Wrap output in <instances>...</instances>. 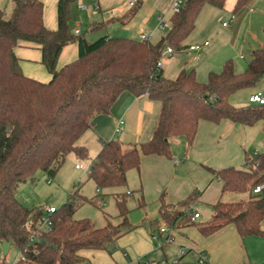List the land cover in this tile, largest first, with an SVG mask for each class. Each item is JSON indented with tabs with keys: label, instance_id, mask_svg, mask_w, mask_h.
<instances>
[{
	"label": "trees",
	"instance_id": "1",
	"mask_svg": "<svg viewBox=\"0 0 264 264\" xmlns=\"http://www.w3.org/2000/svg\"><path fill=\"white\" fill-rule=\"evenodd\" d=\"M182 1L180 12L171 17L167 33L157 44L109 36L89 42L84 35L73 34L74 0L58 1L56 30L45 26L41 0H10L13 11L9 19L0 9V243L7 242L20 251L15 264H86L84 251H107L132 231L127 205L132 192L115 196L121 223L97 228L90 220L74 219L81 207L92 203L74 189L51 216L49 231L39 230L44 212L28 209L16 198L19 185L34 182L37 172L56 176L70 153L87 158V149L78 144L80 138L93 127L96 117L110 114L122 94L146 95L158 102V121L149 140L128 150L118 140L103 142L89 173L99 192L126 186L128 173L139 171L144 157L172 160L174 139L183 138L191 147L201 122L264 125V106L238 108L230 103L233 94L257 88L264 81V47L251 53L243 72H236L229 60L205 82H200L194 71H181L175 79L163 76L159 64L165 51L183 52L203 8L223 9L226 2ZM249 1L238 0L234 12ZM139 9L140 3L129 8L119 23L130 22ZM21 43L40 49L41 64L51 75L48 82L22 72L16 56ZM69 44L77 45L78 57L57 69ZM253 163L258 164L256 169H208L221 182L223 193L249 192L247 203L218 201L210 205L211 218L197 223L192 221L196 214L193 206L201 192H193L177 205L166 204L162 195V221L172 229L197 226L203 237L228 225H233L241 238L264 237V198L250 194L255 185L264 182V153L247 157L246 164ZM144 206L141 194L139 207ZM183 258L173 264H180Z\"/></svg>",
	"mask_w": 264,
	"mask_h": 264
},
{
	"label": "crops",
	"instance_id": "2",
	"mask_svg": "<svg viewBox=\"0 0 264 264\" xmlns=\"http://www.w3.org/2000/svg\"><path fill=\"white\" fill-rule=\"evenodd\" d=\"M41 1L44 4L45 26L50 30H56L58 26L57 4L59 0ZM174 1L140 0V9L135 16L138 18L141 16L142 18L140 27L134 32L137 36H132L134 34L132 30L127 29L125 35L111 36L106 34L99 37H126L140 40L141 35L144 34L148 37L147 40L157 44L164 35L158 36L155 42L151 41L156 36V24L160 22V19L170 21L173 16L171 9ZM237 2L238 0H226L223 9L205 6L198 17L195 30L184 43L186 49L181 53H166L169 59L177 57V60H180L177 76L181 71H194L197 79L200 82H205L210 73L220 72L223 65L229 60L234 62L236 72H243L248 62L242 53L247 51L251 55L252 52L264 47V0H250L239 11L234 12ZM10 4V0H0V9L4 11ZM81 6L86 9L82 10ZM128 9V0H74V4L71 7V15L76 20V25H81L83 23L82 20H85L86 23L91 25V31L94 32L99 29H108L112 25L124 26L119 23L118 19ZM201 32H206L209 36H213V39L211 41L208 39L203 41L201 39L191 40L192 36L195 38ZM205 43H208V45L205 46ZM194 45H200L202 49L199 52L191 51L189 48ZM16 56L20 61L21 70L26 76L42 82H48V78L51 75L45 72L44 66L41 64L42 55L39 48L21 43L16 49ZM77 57L78 47L74 44L64 50L61 56V65L68 64L76 60ZM160 66L163 76L166 78L163 64ZM261 90H264V84L257 88L239 91L230 97V103L238 108L248 106L250 95ZM159 112L160 104L149 99L146 95L134 97L129 93L122 94L112 107L110 114L96 117L93 127L90 129L99 141L100 148L98 151L100 152L103 142L115 140V128L121 120L124 121L123 127L126 128V133L122 135L123 141L126 139V134L132 133L140 136L144 130L145 133L142 140L131 146L149 140L157 124ZM260 129H264V125L261 123L254 127H244L236 126L230 121H222L217 125L201 122L193 145L188 148L184 140L186 151L184 156H182L183 162H179L174 157L172 159L173 163L172 160L170 161L163 157H144L141 167L137 171L142 185L140 193L144 201L145 197L147 198L148 183L158 184L152 199H157L156 201L159 203L161 195H164V201L168 205H177L187 199L193 192H201L198 203L193 206V210L200 214L198 219L200 223L208 221L212 215L208 205L221 201L223 196L221 182L215 180L208 169L240 168V165L244 163L246 165V155L242 153L237 145L231 144V140L234 135L241 138L242 133H245L250 137L247 139L248 147H250L254 141V134L259 132ZM181 139L183 138L172 140L171 148L172 143L173 145L176 144L178 148L183 146L184 141ZM82 142L79 140L78 144L84 146L85 143ZM119 142L124 147L123 143ZM195 154H199V158L194 161L195 164L192 170L188 171L187 174L185 172L181 174V170L189 168L188 163H193ZM148 170L153 172L154 177L149 175ZM166 184L167 186L165 187L169 191V197L167 198L165 193L161 194ZM161 229H167L168 232H172L173 241L166 243L169 245L176 244L182 249L184 248L186 250L184 257L190 253L192 257L189 258V261L192 263L197 262L199 253H204L207 256V264H251L249 254L246 251V238H241L233 225H228L209 237H203L197 226L172 229L163 222ZM144 234V238L137 242L141 246V249L138 250L139 254H136L137 259L153 250L152 244H154V240L152 241L145 231ZM150 234L152 233L150 232ZM152 236L156 239L163 238L166 240V237L161 235L160 231L157 234L153 232ZM85 253H82V255L88 259Z\"/></svg>",
	"mask_w": 264,
	"mask_h": 264
},
{
	"label": "rangeland",
	"instance_id": "3",
	"mask_svg": "<svg viewBox=\"0 0 264 264\" xmlns=\"http://www.w3.org/2000/svg\"><path fill=\"white\" fill-rule=\"evenodd\" d=\"M12 11L13 5L10 4L5 10V17L7 19L11 18ZM71 19L72 33L74 34V29L80 27L81 34L86 36V38L90 42H94L98 38H101L99 36H103L106 34H110L111 36H119L120 34L125 35V31H127V29L132 30V33H134L136 29L140 27L142 18L141 16H139V18L135 17L132 21L124 26L112 25L108 29H99L95 30L94 32L91 31V25L89 23H86L85 20H82L83 23L81 25H76V20L72 18V15ZM220 25H222V23H220ZM167 31L168 26L160 28L158 22L156 24V36L153 37L151 41L155 42L158 36L165 35ZM132 36H137V34L134 33ZM193 37L194 36L191 37V40L201 39V41H203L204 39H208L211 41L213 39V36H209L206 32H201V34L195 36V38ZM73 45L74 44H69L63 49L58 60L57 69H61L65 66L66 63L64 65H61V56L66 48L72 47ZM242 55L247 60V62H249V60L251 59L250 54L247 51H244ZM177 59V57L169 59L165 51L164 56L161 59V64H163L166 78H175L177 76L180 61ZM45 72L50 75L46 69ZM50 78L51 76L48 78V81L50 80ZM262 84H264V81L260 85ZM122 132V134H115L114 137L115 140H119L123 143L125 150H128L132 147L131 145L137 144L142 140L145 130L142 131V134L140 136L132 133L126 134L125 141L122 140V135L126 133L125 127H123ZM242 134L243 135L241 138L234 135L231 140V144L234 143L235 145H237V147L241 149L242 153L246 155V159L247 157H253L255 153H264V129H260L259 132H256L254 134V141L252 145H250V147H248L247 141V139L250 137H248L245 133ZM181 140L184 141V139ZM80 141H83L82 143H85L84 147L88 151L87 158L81 159L75 153H70L66 157L64 164L62 165L56 176L49 177L42 171L37 172L34 182L28 180L27 182L19 185L16 192V198L28 209H38L42 211L50 207L59 209L65 204L69 194L74 189H79L82 195H84L88 200H92V203L88 202L83 207H81L74 215V219H87L92 221L97 228H104L109 224L118 225L121 223V219L117 217L118 210L116 207L115 196L117 194H126L128 192H132L133 194L128 197L127 204L130 211L128 214V222L132 227V231L120 238L117 241V245L110 246L107 251H84L83 253L86 252L85 255L88 257V261L86 262V264H137L138 261H140V264H145L147 262H154L155 264L175 263L176 260L181 257L180 251L184 248L182 249L176 244L169 245L163 238L156 239L152 236L153 232L157 234L160 231V228L163 226V222L159 215L160 202L158 203L156 201L157 199H152L158 188V184L148 183V192L147 198L145 197L144 207H139V199L141 197V193L139 191L142 188V185L140 176L136 170H132L128 173L126 186L112 188L105 191L102 190L101 192H98L95 183L89 179L88 172L79 170L76 168V166H91L93 160L99 152V141L93 134V132H91V130H87L80 138ZM234 149H236V147H234ZM172 151L173 157L175 159L177 158L179 162H183L184 160L182 159V156H184L186 151L185 141L183 142V146L179 148L176 146V144L173 145L172 143ZM198 155L199 154H195L193 156V163H188L189 168H187L186 170L180 168L183 169L180 171L181 174H184V172L185 174H187L188 171L192 170L195 164L194 161L198 160L199 158ZM240 168L245 169V163L240 165ZM148 173L151 177H154V174L151 170H148ZM165 186H167V184L164 185L161 194L165 193L167 198L169 197V191H167V188ZM248 200L249 192H226L223 193V196L221 198V202L223 203H247ZM208 207L210 208V205H208ZM197 223H200V221L198 220ZM144 231L152 241L154 240V244H152L153 250L150 251L149 254L142 255L141 258L137 259L138 257H136V254H139L138 250L141 249V246L137 244V242L141 238H144ZM150 232L152 234H150ZM245 243L246 251L249 254L250 263L264 264V237H248L246 238ZM0 250L2 251L1 243ZM190 255V253L187 254L180 262V264H196L197 262L192 263L191 261H189V258L192 257ZM19 256L20 251L15 247H11L5 259L2 254L0 255V264H15V262L19 259Z\"/></svg>",
	"mask_w": 264,
	"mask_h": 264
},
{
	"label": "built area",
	"instance_id": "4",
	"mask_svg": "<svg viewBox=\"0 0 264 264\" xmlns=\"http://www.w3.org/2000/svg\"><path fill=\"white\" fill-rule=\"evenodd\" d=\"M139 2H140V0H128V7L132 8V7L136 6ZM182 4H183L182 0H175L174 1L172 9H171L172 15H175V14L180 12ZM81 9L85 10L86 8L84 6H81ZM168 25H169L168 20L160 19V22H159L160 28H163L164 26H168ZM224 25L226 26V24H224ZM74 34H76V35L81 34L80 28L74 29ZM147 39H148V37L146 35H144V34L141 35V38H140L141 41H145ZM206 45H208V43H205V46ZM189 49L191 51L199 52L202 49V46L194 45V46H191ZM166 53L172 54L173 51L171 50V48H168L166 50ZM159 65H161V64H159ZM248 103H249V105L264 106V90L257 91L255 93H253L252 95H250V97L248 99ZM123 126H124V121L123 120L119 121L118 125L115 128V133L121 134ZM255 155H257V153H255ZM257 167H258L257 163H253L252 165H247V164L245 165V168L248 170L249 169H256ZM76 168L79 170H83L84 172H88V174L90 173V169H91V167H84L82 165H77ZM250 194L253 196L264 198V182L255 185L250 190ZM43 212H44V216L41 220L39 230L49 231V230H51V228L53 226L51 216L56 212V208H54V207L46 208ZM199 218H200V215L198 213H196L194 215V217L192 218V221H197ZM160 234L164 235L166 237L167 243H171L173 241L172 240L173 234H172V232H168L167 229H161ZM185 253H186V250H184V249L180 251L181 256L185 255ZM1 254L3 255V251L0 250V255ZM20 256H21V254H20ZM20 256H19V258H20ZM197 257H198L197 264H207V256L204 253H199ZM137 264H140V261H138ZM145 264H155V263L147 262Z\"/></svg>",
	"mask_w": 264,
	"mask_h": 264
},
{
	"label": "water",
	"instance_id": "5",
	"mask_svg": "<svg viewBox=\"0 0 264 264\" xmlns=\"http://www.w3.org/2000/svg\"><path fill=\"white\" fill-rule=\"evenodd\" d=\"M11 248V245L7 242L2 243V251H3V256L6 257L9 253V250Z\"/></svg>",
	"mask_w": 264,
	"mask_h": 264
}]
</instances>
